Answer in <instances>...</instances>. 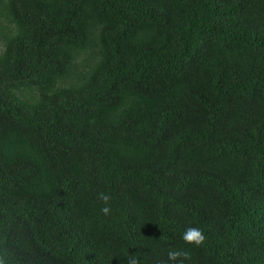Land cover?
Returning <instances> with one entry per match:
<instances>
[{"label": "trees", "instance_id": "1", "mask_svg": "<svg viewBox=\"0 0 264 264\" xmlns=\"http://www.w3.org/2000/svg\"><path fill=\"white\" fill-rule=\"evenodd\" d=\"M132 256L264 264V0H0V257Z\"/></svg>", "mask_w": 264, "mask_h": 264}, {"label": "clouds", "instance_id": "2", "mask_svg": "<svg viewBox=\"0 0 264 264\" xmlns=\"http://www.w3.org/2000/svg\"><path fill=\"white\" fill-rule=\"evenodd\" d=\"M100 199L104 201V203L107 205L110 197L106 194H101ZM101 211L105 215H109L111 209L109 207H104L101 209ZM182 239L184 242L188 245H194L196 247H201L205 243V235L202 232L201 229L196 227H189L185 230ZM168 258L170 261H177L178 259H190V253L187 250H170L168 252ZM0 264H5L2 257H0ZM127 264H140L139 260L132 256L128 259Z\"/></svg>", "mask_w": 264, "mask_h": 264}]
</instances>
